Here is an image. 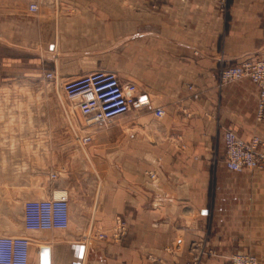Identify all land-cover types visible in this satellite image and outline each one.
<instances>
[{
  "label": "crops",
  "instance_id": "1",
  "mask_svg": "<svg viewBox=\"0 0 264 264\" xmlns=\"http://www.w3.org/2000/svg\"><path fill=\"white\" fill-rule=\"evenodd\" d=\"M30 3L39 11L29 43L62 83L104 69L137 83L150 101L131 113L128 130L94 135V195L73 203L70 228L26 232L32 263L49 248L51 264H185L199 252L206 264H230L238 252L264 264V166L230 171L223 146L227 129L264 140L258 89L248 78L218 86L222 67L264 56V0H230L227 13L212 0ZM156 107L166 110L158 121ZM50 179L43 186L53 194ZM32 185L15 176L18 196L31 197ZM117 221L126 226L119 237Z\"/></svg>",
  "mask_w": 264,
  "mask_h": 264
},
{
  "label": "rangeland",
  "instance_id": "2",
  "mask_svg": "<svg viewBox=\"0 0 264 264\" xmlns=\"http://www.w3.org/2000/svg\"><path fill=\"white\" fill-rule=\"evenodd\" d=\"M30 1L0 0V235L26 237L30 230L24 227V203L53 196L43 186L45 182L48 185L53 174L56 175L53 189L69 192L68 228L71 227L73 203L78 202L79 196L92 198L94 195V159L99 153L95 147L97 135L95 138L94 135L114 128L128 130L133 119L131 113L138 111L133 108L109 127H93V141L82 144L80 137L89 129L84 126V117L64 92L61 79L58 82L45 78L47 73L57 74V71L49 66L41 47L29 43V22L39 11H30ZM90 71L82 69L76 74ZM137 86L139 93L148 96ZM153 118L162 119L154 114ZM22 136L26 138L20 141ZM223 146L226 157L224 139ZM20 160L23 164L15 166V161ZM15 176L18 181L25 178L26 182H33L31 197L18 196L21 190L13 188ZM69 179L74 185L71 188L66 186Z\"/></svg>",
  "mask_w": 264,
  "mask_h": 264
},
{
  "label": "built area",
  "instance_id": "3",
  "mask_svg": "<svg viewBox=\"0 0 264 264\" xmlns=\"http://www.w3.org/2000/svg\"><path fill=\"white\" fill-rule=\"evenodd\" d=\"M219 10L227 13L229 0H213ZM37 4H31L30 10L36 11ZM49 81H58L57 74L47 73ZM244 78L250 79L258 89L255 119L264 123V56L242 61L239 64L227 65L220 69L218 86H223ZM1 82V78H0ZM62 88L68 98L74 101L76 108L85 119L84 126L89 128L80 137L83 145L93 141L95 126L109 127L115 120L129 114L133 108L144 109L149 104L148 96L139 93L138 86L133 81H124L116 73L100 69L66 80ZM192 89V86H190ZM198 97V94H194ZM154 115L163 118L166 111L158 107ZM226 150V166L230 171L261 169L264 166V140L253 136L251 140L241 139L237 133L227 129L223 134ZM152 178L156 174L150 172ZM52 177H56L55 174ZM56 197L48 199L28 200L24 204V227L30 231L66 230L70 223V200L66 190ZM113 235L122 236L126 232L124 222L117 221ZM106 234L101 233L100 238ZM210 250L207 254L214 255ZM204 252L195 254L185 264H206ZM231 264H261L257 255L251 252H238L231 257ZM0 264H33L31 259V240L26 236L0 235Z\"/></svg>",
  "mask_w": 264,
  "mask_h": 264
},
{
  "label": "water",
  "instance_id": "4",
  "mask_svg": "<svg viewBox=\"0 0 264 264\" xmlns=\"http://www.w3.org/2000/svg\"><path fill=\"white\" fill-rule=\"evenodd\" d=\"M41 264H51L50 249L43 248L41 250Z\"/></svg>",
  "mask_w": 264,
  "mask_h": 264
},
{
  "label": "bare ground",
  "instance_id": "5",
  "mask_svg": "<svg viewBox=\"0 0 264 264\" xmlns=\"http://www.w3.org/2000/svg\"><path fill=\"white\" fill-rule=\"evenodd\" d=\"M32 4H37V6H38V9L36 10V11H32V12H37L38 10H39V4L38 3H32ZM31 5V4H30ZM31 11V10H30ZM46 78V77H45ZM57 78H59V76H57ZM47 79V78H46ZM59 82V81H58ZM65 92V91H64ZM85 151V150H84ZM87 154V153H86ZM64 190H59V189H57L55 192H54V194L53 195H55L56 197H59V196H61L64 192H63ZM28 201V200H27ZM25 204V203H24Z\"/></svg>",
  "mask_w": 264,
  "mask_h": 264
}]
</instances>
